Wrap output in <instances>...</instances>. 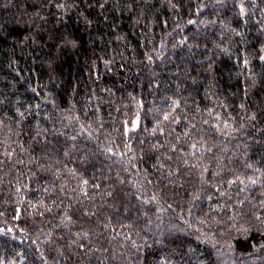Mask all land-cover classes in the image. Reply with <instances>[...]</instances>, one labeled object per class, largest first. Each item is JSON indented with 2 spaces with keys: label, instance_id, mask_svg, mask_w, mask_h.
<instances>
[{
  "label": "trees",
  "instance_id": "trees-1",
  "mask_svg": "<svg viewBox=\"0 0 264 264\" xmlns=\"http://www.w3.org/2000/svg\"><path fill=\"white\" fill-rule=\"evenodd\" d=\"M0 264H264V0H0Z\"/></svg>",
  "mask_w": 264,
  "mask_h": 264
},
{
  "label": "rangeland",
  "instance_id": "rangeland-1",
  "mask_svg": "<svg viewBox=\"0 0 264 264\" xmlns=\"http://www.w3.org/2000/svg\"><path fill=\"white\" fill-rule=\"evenodd\" d=\"M137 125H138V120L137 119H135L134 121H133V123H132V125L129 127V131H130V129L131 130H134L135 128H137Z\"/></svg>",
  "mask_w": 264,
  "mask_h": 264
}]
</instances>
